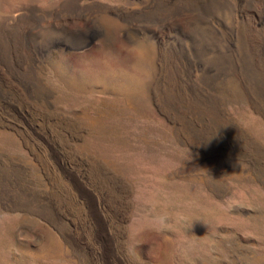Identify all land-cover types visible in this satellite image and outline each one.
Instances as JSON below:
<instances>
[{
    "label": "rangeland",
    "instance_id": "1",
    "mask_svg": "<svg viewBox=\"0 0 264 264\" xmlns=\"http://www.w3.org/2000/svg\"><path fill=\"white\" fill-rule=\"evenodd\" d=\"M0 264H264V0H0Z\"/></svg>",
    "mask_w": 264,
    "mask_h": 264
},
{
    "label": "bare ground",
    "instance_id": "2",
    "mask_svg": "<svg viewBox=\"0 0 264 264\" xmlns=\"http://www.w3.org/2000/svg\"><path fill=\"white\" fill-rule=\"evenodd\" d=\"M110 73V72H109ZM130 75V74H129Z\"/></svg>",
    "mask_w": 264,
    "mask_h": 264
}]
</instances>
